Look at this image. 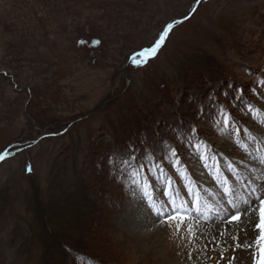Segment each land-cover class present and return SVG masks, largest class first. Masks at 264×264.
I'll use <instances>...</instances> for the list:
<instances>
[{"label": "rangeland", "instance_id": "374dc122", "mask_svg": "<svg viewBox=\"0 0 264 264\" xmlns=\"http://www.w3.org/2000/svg\"><path fill=\"white\" fill-rule=\"evenodd\" d=\"M181 20L158 58L137 68V50ZM94 38L102 41L95 51L80 46V40ZM205 73L219 74L222 81L183 91L172 107L162 105L161 120L145 129L147 149L132 158L119 153L127 159L119 163L124 183L116 181L118 175L107 185L94 183L81 206L62 195L73 183V160L85 166L93 161L86 156L96 151L91 144L105 134L104 124L134 114L132 108L125 113L134 99L165 101L162 76L183 85L186 79L200 83ZM260 79L264 0H203L199 6L197 0H0V154L7 146L11 152L27 140L49 137L7 159L0 183L9 180L25 191L37 180L43 201L49 198L44 222L50 225V246L56 245L46 253L48 264H64L56 241L97 259L87 264H264L255 242L260 210L249 206L250 195L264 191ZM130 89L136 98L125 99ZM171 90L179 99L180 88ZM153 148L162 150L153 157ZM28 159L32 176L24 174ZM96 170L85 169L87 184L102 177ZM200 204L208 209L199 213ZM237 213L241 219L229 223ZM35 223L42 233V220ZM76 233L81 241L70 239ZM22 238L12 249L0 248V264H38L37 248L29 259L15 253Z\"/></svg>", "mask_w": 264, "mask_h": 264}, {"label": "trees", "instance_id": "16d2710c", "mask_svg": "<svg viewBox=\"0 0 264 264\" xmlns=\"http://www.w3.org/2000/svg\"><path fill=\"white\" fill-rule=\"evenodd\" d=\"M80 44L82 48L87 47L88 49L95 51L96 49L101 47L102 41H100V39L98 38H94L91 41H85L84 39L80 40ZM143 48L146 47H141L139 50H137V52L141 51ZM197 52L199 53V51ZM157 55L159 56V53ZM156 59L157 58H155L154 60ZM151 62H153V60ZM150 63H147L146 67L149 66ZM174 79V76H170L169 79L167 76H162L160 78V81H163L164 83L162 84L161 88L165 90V101L159 103L158 105L152 104L149 101H145L142 104H135L136 99H134L132 101V106H128L127 109H125L126 114L132 111V109L134 111L137 110L134 114L130 113L129 117L118 118L117 121L116 118H113L110 123L104 124L102 131H104L105 134L99 139L104 140V143L100 144L98 140L97 143L95 142L96 144H91V149H96V151L86 156L87 158L90 157L92 158L91 160H93H90V163L85 162L87 164L89 163L88 166H85L83 162H80L81 160L76 162L75 160H73V165L77 164L75 166V169L73 170L74 177L71 180V182L73 183L69 184L68 182L65 185L66 187L62 188V195L64 197L69 194V202L74 203L73 199L76 198L75 204L77 206H81L84 202V198L88 197V192L86 191L88 190V187H91V185H94V183L98 184L99 186L103 184L107 185L108 183H106V180L110 182L116 177V175H118V177L115 178L117 179L116 181H118V183H124L123 180H120V178H123L124 176H121L120 174L122 173L123 168L119 165V163L122 161V165H124L127 159H119V153L124 152L126 156L131 157V154H138L140 151H144L143 149H147V141H145V135L147 133L145 132V129L150 125L151 127L156 126L158 121L161 120V115H163V109L161 110L162 105H165L166 107H172V105H174L175 103L177 104V102H179V100L185 96L183 91H197L199 85H204L207 88L212 85L219 84V82L222 81L220 75L215 73L214 75L211 73H205L202 79L197 78V80H200V83H197L198 81L195 80V83L197 84H190L191 81H188V79L185 78L186 82L182 83L183 85H176L177 82H175ZM150 85L151 84L149 83V87ZM179 85H181L182 87H178ZM146 86L148 87V84H146ZM175 86L177 88H180L181 90L179 91L180 94H178V96L180 97L179 99H175L176 92L171 90ZM130 92L131 89L128 90V92L125 93L123 97H125V99H129L130 97V99L136 98L134 97V94H131ZM239 93L240 91L238 92V94ZM148 108L150 109L149 111ZM37 120L39 119L36 117V122H38ZM41 138L47 139L49 137L43 135L38 139L27 140L25 143L19 144L14 151H12L14 149L12 148L11 153L9 152V159H11L13 156H19L27 151L32 150L38 144V142L42 140ZM158 138L161 139L162 137L159 135ZM167 139L174 142V140H176L177 138L176 136H167ZM6 148H8V146ZM6 148L4 150H6ZM93 158H95L96 160H94ZM33 164L34 163L31 159L27 160L24 167L25 175L32 176L34 174ZM92 165L95 166V168L97 169L96 171L100 173L102 177H100L99 179H96L95 177L96 182H93L92 184L90 182L87 184L85 182L87 176L85 174V169L88 170ZM117 167H119V170H122H118L119 172H116L115 169ZM28 168H31V171H28ZM39 189L40 186L37 180H31V182H29V185L27 186V190L25 191L19 189V187L14 188L9 180L0 183V230H3L2 232H0V248H3L4 245H8V247L12 249L13 245L15 246L18 240L23 237L21 239L22 246H19L17 251L15 250L17 256L19 257L20 255H22L25 256V259H29L30 257H32L31 248H37L39 250L38 264H48V262L46 261V253L49 248L56 244H51L50 246V243L48 242L49 240H47V235L50 231V225L49 223L46 224L44 222V206L49 203V198H47L48 200L45 199L43 201V196L39 193ZM73 190L74 197L70 195L72 194ZM85 191L87 192L86 194H84ZM70 198L72 199L70 200ZM18 206L19 210H17ZM21 211H24L25 215L22 214ZM38 219L42 220V233H40L35 226V221ZM21 221L22 224H20ZM54 230L55 232L58 231L57 228ZM70 239L74 242H77L78 240L81 241L80 234L78 233L74 234L73 236L71 235ZM56 243V247H60L62 257L64 258V264H87L88 261L97 260L84 253L82 249H78L68 242L56 241ZM3 256L4 253L1 249L0 257Z\"/></svg>", "mask_w": 264, "mask_h": 264}, {"label": "snow or ice", "instance_id": "6c2138e0", "mask_svg": "<svg viewBox=\"0 0 264 264\" xmlns=\"http://www.w3.org/2000/svg\"><path fill=\"white\" fill-rule=\"evenodd\" d=\"M200 0H197V3H199ZM193 12L195 9L192 10ZM185 19H188L186 16ZM183 21H177L176 24L182 23ZM176 24H168L166 28H163L161 30V34H159L158 39H155L154 42L146 48H143L134 58H133V63L136 65L137 68L141 67L142 64H147L150 63L153 59L158 58V53H160L164 47H166V42L169 39V33L171 30L176 26ZM140 57H143V61L140 60ZM254 84L260 83L259 81H253ZM238 91L243 92V87L238 89ZM248 92H252V87L249 86ZM242 98V97H241ZM233 99H236V96H233ZM213 103L219 104V99H216L215 101H212ZM227 111V108H225ZM197 115L200 114L199 109H197L196 112ZM189 131H191V126L189 128ZM53 135H58L59 133H52ZM175 138V137H174ZM163 141H161V144ZM157 150H162L160 148H153L152 149V155L155 157V152ZM9 152L7 149L3 152V154H0V164L6 162V158L8 157ZM147 153H145V158L147 159ZM173 155L178 156L179 152L178 150H173ZM161 160L164 159L163 156L160 157ZM28 171H31V168L27 169ZM260 187H264V183H261ZM259 192V196L256 195V193H252L249 197V206H258L260 210V223L256 224V227L259 229V236L255 237V242L256 245L264 251V191H259V188L257 189ZM163 194V193H162ZM175 212H179L180 209L176 208L174 209ZM171 214L170 213H164L165 217H169ZM157 218H159V213L157 214ZM172 219H175V216H171ZM241 219V216L239 213L230 215L228 217V222H237ZM256 264H261V261H256Z\"/></svg>", "mask_w": 264, "mask_h": 264}, {"label": "bare ground", "instance_id": "6f19581e", "mask_svg": "<svg viewBox=\"0 0 264 264\" xmlns=\"http://www.w3.org/2000/svg\"><path fill=\"white\" fill-rule=\"evenodd\" d=\"M166 45H167V44H166ZM259 155L262 156L260 153H259ZM263 183H264V182H263ZM228 186H230V184H228ZM261 188H262V187H261ZM205 207L208 209V206H207V205L205 206L204 204H200V205H199V213H200L201 210L204 212V208H205ZM241 207H243V204H242ZM203 212H202V213H203ZM222 217H223V215H222Z\"/></svg>", "mask_w": 264, "mask_h": 264}, {"label": "water", "instance_id": "95a60500", "mask_svg": "<svg viewBox=\"0 0 264 264\" xmlns=\"http://www.w3.org/2000/svg\"><path fill=\"white\" fill-rule=\"evenodd\" d=\"M201 1V0H200ZM183 21V20H182Z\"/></svg>", "mask_w": 264, "mask_h": 264}]
</instances>
